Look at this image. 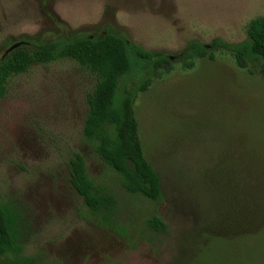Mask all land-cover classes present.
Masks as SVG:
<instances>
[{
    "label": "rangeland",
    "instance_id": "obj_1",
    "mask_svg": "<svg viewBox=\"0 0 264 264\" xmlns=\"http://www.w3.org/2000/svg\"><path fill=\"white\" fill-rule=\"evenodd\" d=\"M260 17L264 0H0V61L18 42L33 51L108 31L171 57L146 91L134 88L147 71L121 84L134 92L145 155L161 178L158 203L121 192L84 139L92 73L64 59L10 80L0 100V200L26 217L30 264H264V71L250 76L225 51L183 63L190 41L241 42ZM74 153L116 192L121 226L143 238L89 215L70 183ZM152 215L167 234L149 231Z\"/></svg>",
    "mask_w": 264,
    "mask_h": 264
},
{
    "label": "trees",
    "instance_id": "obj_2",
    "mask_svg": "<svg viewBox=\"0 0 264 264\" xmlns=\"http://www.w3.org/2000/svg\"><path fill=\"white\" fill-rule=\"evenodd\" d=\"M219 51L229 53L236 66L250 76L264 71V17L252 20L246 39L238 43L215 39L205 45L190 41L183 53L184 67L192 68L197 59L215 61ZM64 59L75 61L95 76L93 90L87 98L84 139L99 160L117 175L121 192L158 203L163 195L161 178L145 155L134 92L146 91L160 72L169 68L171 57L146 51L124 35L111 31L100 38L77 36L42 43L33 51L21 46L0 61V100L5 97L10 80L26 73L32 65H47ZM134 71L149 74L139 81L134 92H126L122 90V81L130 78ZM69 174L72 188L100 226L118 233L131 230L129 239L132 234L143 238L142 231L134 224L121 226L124 208L116 192L108 184L96 183L91 178L81 153H74L70 158ZM129 220L134 223L133 217ZM25 223L24 213L14 202L0 200L1 261L9 264L35 262L25 255ZM145 223L154 235L168 233L167 224L157 215L145 219Z\"/></svg>",
    "mask_w": 264,
    "mask_h": 264
},
{
    "label": "water",
    "instance_id": "obj_3",
    "mask_svg": "<svg viewBox=\"0 0 264 264\" xmlns=\"http://www.w3.org/2000/svg\"><path fill=\"white\" fill-rule=\"evenodd\" d=\"M23 44H24V43H22V42H18V43L13 44L12 46H10V47L6 50L5 55H4L3 58H5L6 56H8V55H9L12 51H14L15 49L21 47Z\"/></svg>",
    "mask_w": 264,
    "mask_h": 264
},
{
    "label": "flooded vegetation",
    "instance_id": "obj_4",
    "mask_svg": "<svg viewBox=\"0 0 264 264\" xmlns=\"http://www.w3.org/2000/svg\"><path fill=\"white\" fill-rule=\"evenodd\" d=\"M4 59V58H3Z\"/></svg>",
    "mask_w": 264,
    "mask_h": 264
}]
</instances>
